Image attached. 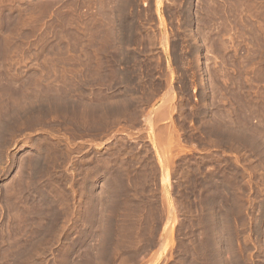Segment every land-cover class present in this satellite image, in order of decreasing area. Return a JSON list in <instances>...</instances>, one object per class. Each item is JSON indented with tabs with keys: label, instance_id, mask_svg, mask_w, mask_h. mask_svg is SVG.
Here are the masks:
<instances>
[{
	"label": "rangeland",
	"instance_id": "374dc122",
	"mask_svg": "<svg viewBox=\"0 0 264 264\" xmlns=\"http://www.w3.org/2000/svg\"><path fill=\"white\" fill-rule=\"evenodd\" d=\"M0 112V264H264V0H0Z\"/></svg>",
	"mask_w": 264,
	"mask_h": 264
},
{
	"label": "bare ground",
	"instance_id": "6f19581e",
	"mask_svg": "<svg viewBox=\"0 0 264 264\" xmlns=\"http://www.w3.org/2000/svg\"><path fill=\"white\" fill-rule=\"evenodd\" d=\"M125 1V0H124ZM115 2V1H114ZM118 4V3H117ZM125 5H126V3H125ZM124 5V6H125ZM131 5V3L129 4V6ZM126 7V6H125ZM113 15V14H112ZM110 18V17H109ZM113 19V18H112ZM111 19H109V21H110ZM117 20V19H116ZM108 21V20H107ZM109 23V22H108ZM111 23V22H110ZM114 23V22H113ZM102 24V23H101ZM114 26V25H113ZM100 27V26H99ZM109 27V26H108ZM128 27V26H127ZM103 28H105V27H103ZM100 29V28H99ZM108 29V28H107ZM131 30H132V28H131ZM137 30V29H136ZM107 31V30H106ZM111 31V30H110ZM192 31V30H191ZM117 32V31H116ZM134 32V31H133ZM193 33V32H192ZM200 33V32H199ZM114 34V33H113ZM118 34H119V32H118ZM108 35H109V33H108ZM123 35H124V33H123ZM114 36V35H113ZM120 37V36H119ZM130 37H131V34H130ZM138 37V36H137ZM110 38H112V36H110ZM122 38V37H121ZM143 38V37H142ZM131 39V38H130ZM139 39V38H138ZM107 40V39H106ZM133 40V39H132ZM109 41V40H108ZM112 42H113V40H111ZM115 41V40H114ZM121 42V41H120ZM130 43V42H129ZM198 43V42H197ZM205 43V42H204ZM114 44V43H113ZM125 44H126V42H125ZM116 45V44H115ZM201 45V44H200ZM131 46V45H130ZM129 46V47H130ZM197 46V45H196ZM148 47V46H147ZM150 47H151V43H150ZM198 47V46H197ZM199 48V47H198ZM2 49V48H1ZM109 49V48H108ZM110 49H111V47H110ZM114 49V48H113ZM145 50V49H144ZM4 51V50H3ZM2 51V52H3ZM115 51V50H114ZM136 51V50H135ZM135 51H134V54H135ZM107 52V51H106ZM118 52H119V50H118ZM124 52H122V54H123ZM197 54H198V52H197ZM4 55V54H3ZM3 55H1V58L3 57ZM105 55V54H104ZM112 55V54H111ZM5 56V55H4ZM119 56V55H118ZM118 56H117V58H118ZM124 56H126V55H124ZM136 56V55H135ZM123 57V56H122ZM128 57V56H127ZM135 58V57H134ZM133 58V59H134ZM197 58V57H196ZM4 59V58H3ZM104 59V58H103ZM123 59V58H122ZM121 59V60H122ZM132 59V58H131ZM125 60V59H124ZM5 61V60H4ZM103 61V60H102ZM128 61V60H127ZM202 61V60H201ZM200 59L198 58L197 60H196V64H197V66H199L200 65ZM115 62V61H114ZM118 62H120V60L118 61ZM117 62V63H118ZM137 62V61H136ZM139 62V61H138ZM4 63V62H3ZM126 63V62H125ZM132 63V62H131ZM124 64V63H123ZM128 64V63H127ZM139 64V63H138ZM120 65V64H119ZM151 65V64H150ZM2 66V65H1ZM103 66V65H102ZM102 66H100V67H102ZM105 66V65H104ZM7 67V66H6ZM108 67V66H107ZM119 67V66H118ZM178 67V66H177ZM4 68V67H3ZM134 68V67H133ZM118 69V68H117ZM140 69H141V67H140ZM6 70V69H5ZM115 70V69H114ZM125 70H126V68H125ZM124 70V71H125ZM128 70V69H127ZM135 70V69H134ZM150 70H151V68H150ZM102 72H103V70H101ZM120 71V70H119ZM106 72V71H105ZM109 72H110V70H109ZM108 72V74H110ZM121 72H122V70H121ZM129 72V71H128ZM132 72V71H131ZM136 72V71H135ZM150 72V71H149ZM199 73V72H198ZM5 73H3V75H4ZM92 74V73H91ZM99 74V73H98ZM106 74V73H105ZM113 74V73H112ZM125 74H126V72H125ZM124 74V75H125ZM127 75V74H126ZM136 75V74H135ZM143 75H144V73H143ZM92 76V75H91ZM122 76V75H121ZM203 76V75H202ZM118 77H119V75H118ZM133 77V76H132ZM141 77V76H140ZM109 78V77H108ZM125 78H126V76H125ZM136 78V77H135ZM144 78V77H143ZM142 78V79H143ZM101 79V78H100ZM114 79V78H113ZM123 79V78H122ZM151 79V78H150ZM149 79V80H150ZM147 80H148V77H147ZM168 80V79H167ZM166 80V81H167ZM105 81V80H104ZM139 81H140V78H139ZM115 82H116V80H115ZM120 82H121V79H120ZM133 82V81H132ZM142 82V81H141ZM202 82V81H201ZM106 83V82H105ZM109 83V82H108ZM128 83V82H127ZM169 83V82H168ZM186 83V82H185ZM81 84V83H80ZM130 84V83H129ZM136 84V83H135ZM156 84V83H155ZM154 84V85H155ZM210 84H211V82H210ZM119 85V84H118ZM162 85V84H161ZM198 85V84H197ZM207 85V84H206ZM212 85V84H211ZM110 86V85H109ZM132 86V85H131ZM174 86V85H173ZM179 86V85H178ZM172 87V86H171ZM201 87V86H200ZM205 87V86H204ZM80 88H82V87H80ZM80 88H78V89H80ZM83 88H84V86H83ZM109 88V87H108ZM119 88V87H118ZM136 88V87H135ZM158 88V87H157ZM128 89V88H127ZM144 90V89H143ZM158 90V89H157ZM160 90V89H159ZM159 90H158V93H159ZM182 90V89H181ZM75 91V90H74ZM80 91H82V90H80ZM108 91V90H107ZM122 91V90H121ZM121 91H120V93H121ZM152 91V90H151ZM203 91V90H202ZM229 91V90H228ZM102 92V91H101ZM140 91L138 90V93H139ZM149 92H150V90H149ZM188 93V92H187ZM136 95V94H135ZM94 96H95V94H94ZM122 96V95H121ZM155 96V95H154ZM173 96V98H174V95H172ZM180 96V95H179ZM262 96V95H261ZM63 97H65V99H66V96H63ZM111 97V96H110ZM110 97H109V99H110ZM147 97V96H146ZM149 97V96H148ZM147 97V98H148ZM260 97V96H259ZM69 98H70V95H69ZM103 98H104V96H103ZM113 98V97H112ZM120 98V97H119ZM138 98V97H137ZM229 98V97H228ZM64 99V98H63ZM135 99V98H134ZM140 99H141V97H140ZM146 99V98H145ZM90 100V99H89ZM93 100V99H92ZM105 100H106V97H105ZM112 100V99H111ZM171 100H173L172 98H171ZM214 100V99H213ZM68 101V100H67ZM70 101V100H69ZM71 101H74V99L73 100H71ZM97 101V100H96ZM120 101V100H119ZM121 101H122V103L124 102V100H122L121 99ZM126 101V100H125ZM139 101V100H138ZM137 101V102H138ZM143 101V100H142ZM147 101V100H146ZM203 101V100H202ZM208 101V100H207ZM2 102H4V101H1V104H2ZM78 102V101H77ZM85 102H87L86 100H85ZM84 102V103H85ZM135 102V101H134ZM168 101H166V103H167ZM72 103V102H71ZM74 103H75V101H74ZM80 103H81V101H80ZM109 103H111V102H109ZM118 103V102H117ZM121 103V102H120ZM119 103V104H120ZM126 103H127V101H126ZM214 103H215V101H214ZM216 103H217V101H216ZM82 104V103H81ZM89 104V103H88ZM104 104V103H103ZM108 104V103H107ZM116 104V103H115ZM128 104V103H127ZM168 104V103H167ZM171 104V103H170ZM183 104V103H182ZM4 105V104H3ZM74 105V104H73ZM87 105V103L85 104V106ZM105 105V104H104ZM117 105V104H116ZM125 105V104H124ZM143 105V104H142ZM149 105V104H148ZM259 105V104H258ZM76 106V105H75ZM93 106V105H92ZM107 105H105V107H106ZM113 106V105H112ZM167 106H169V105H167ZM206 106V105H205ZM214 106V105H213ZM101 107H102V105H101ZM111 107V106H110ZM117 107V106H116ZM138 107V106H137ZM64 108V107H63ZM62 108V109H63ZM92 108V107H91ZM103 108V107H102ZM124 108H126V107H124ZM159 108V107H158ZM164 108V107H163ZM200 108V107H199ZM203 108V107H202ZM7 109V108H6ZM9 109V108H8ZM66 109H67V107H66ZM87 109V108H86ZM112 109V108H111ZM162 109V108H161ZM224 109V108H223ZM101 110V109H100ZM103 110V109H102ZM102 110L100 111V112H102ZM105 110H106V108H105ZM118 110V109H117ZM126 110V109H125ZM144 110V109H143ZM160 110V109H159ZM163 110V109H162ZM168 110H169V107H168ZM185 110V109H184ZM209 110V109H208ZM258 110H259V108H258ZM262 110H263V107H262ZM4 111H5V109H4ZM69 111H71V108H70V110H68V112ZM74 111V110H73ZM78 111V110H77ZM172 111H173V109H172ZM175 111V110H174ZM231 111V110H230ZM257 111V110H256ZM63 112H64V109H63ZM81 112V111H80ZM88 112V111H87ZM122 112H123V110H122ZM129 112V111H128ZM164 112V111H163ZM1 113V112H0ZM40 113V112H39ZM67 113V112H66ZM82 113V112H81ZM111 113H112V111H111ZM110 113V114H111ZM115 113V112H114ZM141 113V112H140ZM178 113V112H177ZM176 113V114H177ZM201 113V112H200ZM225 113V112H224ZM34 114V113H33ZM104 114H105V112H104ZM125 114V113H124ZM146 115H147V113H145ZM144 114V115H145ZM216 114V113H215ZM222 114V113H221ZM221 114H220V116H221ZM264 114V113H263ZM4 115V114H3ZM3 115L1 114L0 115V117L2 116L3 117ZM8 115V114H7ZM78 115V114H77ZM76 115V116H77ZM89 115V114H88ZM102 115V114H101ZM100 115V116H101ZM112 115V114H111ZM149 115V114H148ZM158 115V114H157ZM224 115V114H223ZM228 115V114H227ZM37 116V115H36ZM75 116V115H74ZM136 116V115H135ZM202 116V115H201ZM5 117V116H4ZM35 117V116H34ZM87 117V116H86ZM126 117V116H125ZM132 117V116H131ZM160 117V116H159ZM162 117H163V115H162ZM214 117V116H213ZM232 117H233V115H232ZM264 117V116H263ZM140 118V117H139ZM138 118V119H139ZM143 118V117H142ZM141 118V119H142ZM158 118V117H157ZM161 118V117H160ZM78 119V118H77ZM108 119H110V118H108ZM127 119V118H126ZM130 119V118H129ZM169 119V118H168ZM167 119V120H168ZM171 119V118H170ZM180 119V118H179ZM207 119V118H206ZM211 119V118H210ZM210 119H209V121H210ZM228 119V118H227ZM144 120H145V118H144ZM147 120V119H146ZM149 120V119H148ZM215 120H217V119H215ZM4 121V120H3ZM77 121V120H76ZM106 121V120H105ZM114 121H115V119H114ZM117 121V120H116ZM133 121V120H132ZM161 121H162V119H161ZM173 121V120H172ZM175 121V120H174ZM173 121V122H174ZM121 122H123V121H121ZM120 122V123H121ZM152 122V121H151ZM154 122V121H153ZM156 122H157V119H156ZM180 122V121H179ZM198 122V121H197ZM213 122V121H212ZM212 122H211V124H212ZM106 123H108V122H106ZM105 123V124H106ZM114 123H116V122H114ZM119 123V122H118ZM130 123V122H129ZM149 123V122H148ZM158 123V122H157ZM159 123H160V121H159ZM185 123V122H184ZM202 123H203V121H202ZM208 123V122H207ZM236 123V122H235ZM90 124V123H89ZM140 124V123H139ZM209 124H210V122H209ZM214 124V123H213ZM226 124V123H225ZM4 125V124H3ZM115 125V124H114ZM153 125V124H152ZM220 125V124H219ZM1 126V125H0ZM92 126V125H91ZM154 126H155V124H154ZM184 126V125H183ZM222 126V125H221ZM103 127H104V124H103ZM132 127V126H131ZM176 127V126H175ZM178 127H179V125H178ZM205 127V126H204ZM226 127V126H225ZM146 128V127H145ZM229 128H231V127H229ZM103 129V128H102ZM207 129V128H206ZM168 130V129H167ZM215 130V129H214ZM159 131H160V129H159ZM158 131V132H159ZM234 131V130H233ZM241 131V130H240ZM140 132V131H139ZM164 132H165V129H164ZM149 133H150V131H149ZM176 133V132H175ZM208 133V132H207ZM212 133V132H211ZM240 133V132H239ZM166 134H168V132L166 133ZM226 134V133H225ZM229 134V133H228ZM238 134V133H237ZM247 134V133H246ZM170 135V134H169ZM172 135V134H171ZM234 135V134H233ZM240 135H241V133H240ZM243 135V134H242ZM174 136V135H173ZM238 136V135H237ZM251 136V135H250ZM159 137V136H158ZM162 137V136H161ZM248 137V136H247ZM142 138H143V136H142ZM221 138V137H220ZM163 139H164V137H163ZM167 139V138H166ZM240 139V138H239ZM174 140V139H173ZM177 140V139H176ZM180 141V140H179ZM186 141V140H185ZM184 141V142H185ZM210 141V140H209ZM211 141H213V140H211ZM255 141V140H254ZM262 142V141H261ZM164 143H165V141H164ZM175 143V142H174ZM225 143V142H224ZM260 143V142H259ZM103 144V143H102ZM181 144V143H180ZM216 144V143H215ZM226 144V143H225ZM99 145V144H98ZM174 145V144H173ZM178 145V144H177ZM235 145V144H234ZM165 146V145H164ZM170 147V146H169ZM179 147V146H178ZM182 147V146H181ZM220 147V146H219ZM233 148V147H232ZM250 148H251V146H250ZM257 148V147H256ZM237 149H238V147H237ZM168 150H169V148H168ZM263 150H264V147H263ZM105 151V150H104ZM232 151H233V149H232ZM170 152H171V150H170ZM247 152V151H246ZM248 152H250V151H248ZM264 152V151H263ZM241 153V152H240ZM95 154V153H94ZM253 154V153H252ZM261 155V154H260ZM259 155V156H260ZM61 156V155H60ZM250 156V155H249ZM256 156H257V154H256ZM39 157V156H38ZM64 157H65V155H64ZM97 157V156H96ZM172 156H170V158H171ZM2 158V157H1ZM40 158V157H39ZM39 158H38V160H39ZM249 158V157H248ZM44 159H45V157H44ZM167 159V158H166ZM46 160H47V158H46ZM165 160V159H164ZM253 160V159H252ZM79 161V160H78ZM48 162V161H47ZM42 163V162H41ZM163 163V162H162ZM263 163V162H262ZM36 164H38V161H37V163H35V167L37 168V165ZM126 164V163H125ZM170 164V163H169ZM38 165H40V161H39V164ZM42 165V164H41ZM41 165L40 166H38V168L39 167H41ZM44 165H45V163H44ZM171 165V164H170ZM33 166V165H32ZM102 166V165H101ZM83 167V166H82ZM36 169V170H39V169ZM50 168V167H49ZM75 168V167H74ZM35 170V169H34ZM55 170V169H54ZM57 170V169H56ZM85 170V169H84ZM87 170V169H86ZM214 170V169H213ZM220 171V170H219ZM235 174V173H234ZM166 176V175H165ZM87 177V176H86ZM163 178L165 179V177L163 176ZM238 178V177H237ZM244 180V179H243ZM92 184V183H91ZM81 187V186H80ZM206 188H207V186H206ZM118 190V189H117ZM86 191V190H85ZM103 191H104V189H103ZM104 193V192H103ZM90 195V194H89ZM111 195V194H110ZM101 196H103V194L101 195ZM209 196V195H208ZM98 198L100 199V197L98 196ZM111 198H112V196H111ZM114 198V197H113ZM107 200V199H106ZM103 201V200H102ZM100 202H101V200H100ZM93 203V202H92ZM104 203V202H103ZM102 203V204H103ZM113 203V202H112ZM107 205H109V204H107ZM89 206V205H88ZM105 207H106V205H105ZM119 207V206H118ZM96 208V207H95ZM104 208V207H103ZM107 208V207H106ZM112 208V207H111ZM94 209V208H93ZM110 209V208H109ZM115 209H116V207H115ZM86 210V209H85ZM113 213V212H112ZM59 214V213H58ZM90 215V214H89ZM112 215V214H111ZM217 215V214H216ZM53 216H54V214H53ZM60 216V215H59ZM58 216V217H59ZM55 217V216H54ZM54 217H53V219H54ZM57 217V218H58ZM84 217V216H83ZM104 217V216H103ZM108 217V216H107ZM52 218V217H51ZM89 218V217H88ZM101 218V217H100ZM52 219V220H53ZM75 219V218H74ZM83 219V218H82ZM107 219V218H106ZM50 219L48 218V221H49ZM110 220H111V217H110ZM55 221H56V219H55ZM65 221V220H64ZM112 221V220H111ZM53 222V221H52ZM77 222V221H76ZM81 222V221H80ZM49 223H50V221H49ZM103 223H105V222H103ZM110 224V223H109ZM84 225V224H83ZM54 226H55V224H54ZM53 226V227H54ZM62 226V225H61ZM110 226V225H109ZM60 227V226H59ZM84 227V226H83ZM84 229V228H83ZM60 230H61V228H60ZM63 230V229H62ZM81 230H82V228H81ZM83 233V232H82ZM211 235V234H210ZM215 239V238H214ZM77 241V240H76ZM87 246V245H86ZM96 247V246H95ZM94 247V248H95ZM88 248V247H87ZM91 249V248H90ZM90 251V250H89ZM90 256H92V255H90ZM102 258V257H101ZM64 259V258H63ZM103 260H106L105 258H102ZM108 260V259H107ZM110 260V259H109Z\"/></svg>",
	"mask_w": 264,
	"mask_h": 264
}]
</instances>
